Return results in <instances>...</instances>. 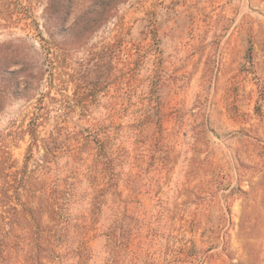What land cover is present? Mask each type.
<instances>
[{"label":"rangeland","instance_id":"rangeland-1","mask_svg":"<svg viewBox=\"0 0 264 264\" xmlns=\"http://www.w3.org/2000/svg\"><path fill=\"white\" fill-rule=\"evenodd\" d=\"M20 1L30 3L45 46L62 47L67 81L49 84L57 69L36 32L0 26V45L23 42L42 73L29 98L0 110V134L24 128L40 101L45 135L56 101L82 98L101 104L94 115L120 147H106L109 162L92 147H62L73 150L69 161L83 176L66 212L82 241L71 254L43 244L15 264H49L58 252L61 264H264V0H111L112 16L79 43L48 37V0ZM119 39L130 50L128 67L117 59ZM100 57L105 65L92 72ZM27 144V135L10 144L18 166ZM19 187L11 185L0 212L16 206L22 215L29 199L41 204L39 191ZM41 219L50 224L47 213Z\"/></svg>","mask_w":264,"mask_h":264},{"label":"trees","instance_id":"trees-1","mask_svg":"<svg viewBox=\"0 0 264 264\" xmlns=\"http://www.w3.org/2000/svg\"><path fill=\"white\" fill-rule=\"evenodd\" d=\"M3 1L6 2H0V26L14 23L27 31L30 29L36 32L45 49L48 66L57 69L56 73H50L49 84L53 85V79L67 81L63 78L66 65H63L65 60L60 52L62 47L56 45L51 50L50 44L45 46L47 38L41 35L42 29L32 19L30 3L23 5L20 0ZM114 9L111 0H97L86 7L73 5L71 0H48L43 9L42 26L48 37L60 35L64 40L62 43H79L107 21ZM145 31L153 32L150 28ZM0 47H4L0 50L1 110L13 97L29 98L42 73L35 66L33 58L24 51L23 42L9 41ZM114 47L118 53L117 59L128 67L131 64L129 47L122 45L120 39ZM247 57L251 65L250 52ZM104 60V57H100L93 63L92 72L103 67ZM100 105L82 98L56 101L58 111L54 123L47 134L41 135L39 127L43 125L45 115L42 103L38 101L29 111L24 128L0 134V205L5 208L9 205L8 192L14 183L21 185L17 192L23 188L34 197L39 191L41 198L39 206L32 205L30 199L21 203L25 210L22 215L16 206L12 208L13 211L2 209L0 212V264H15L17 260L31 258L43 244L54 252L65 246L64 254H71L69 251L78 241L79 234L74 233L66 212L75 203V192L83 176L69 161L75 156L73 150L66 152L62 147H92L97 159L109 162L111 154H107L106 147H120V144L110 133V125L105 126L101 119L95 117L94 112ZM113 113L114 105L111 104L107 116L112 117ZM154 123L160 128L161 118L158 116ZM24 135L28 136L26 155L22 165L18 166L9 147L15 139ZM34 150L39 153L36 158L33 157ZM63 157L68 160L61 163ZM92 206L90 212L95 215V205L92 203ZM43 212L49 216L50 224H42ZM54 256L49 264H61L66 255L61 256L58 252ZM76 256L77 262H81L80 256Z\"/></svg>","mask_w":264,"mask_h":264}]
</instances>
